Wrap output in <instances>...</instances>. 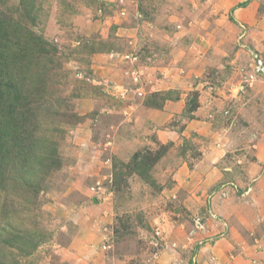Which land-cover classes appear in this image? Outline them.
Returning <instances> with one entry per match:
<instances>
[{"label": "rangeland", "instance_id": "obj_1", "mask_svg": "<svg viewBox=\"0 0 264 264\" xmlns=\"http://www.w3.org/2000/svg\"><path fill=\"white\" fill-rule=\"evenodd\" d=\"M239 1L34 0L48 54L12 78L55 165L0 186V264H264V1Z\"/></svg>", "mask_w": 264, "mask_h": 264}, {"label": "trees", "instance_id": "obj_2", "mask_svg": "<svg viewBox=\"0 0 264 264\" xmlns=\"http://www.w3.org/2000/svg\"><path fill=\"white\" fill-rule=\"evenodd\" d=\"M33 2L20 0L22 15L16 21L0 9V186L12 182L24 189H30L36 180L38 183L55 165L54 152L41 151L40 145H34L26 136V113L32 112L29 105L33 104V97L12 78L13 74L19 75L17 79L23 81L35 58L48 54L45 48L48 43L33 36L25 27L26 18L33 11ZM241 4L245 6L246 2ZM259 10L264 14V5ZM145 161L142 159L136 164L143 165Z\"/></svg>", "mask_w": 264, "mask_h": 264}, {"label": "crops", "instance_id": "obj_3", "mask_svg": "<svg viewBox=\"0 0 264 264\" xmlns=\"http://www.w3.org/2000/svg\"><path fill=\"white\" fill-rule=\"evenodd\" d=\"M246 5H245V8H236L233 10V16L234 18H236L237 20L239 21H242V20H247L246 17H245V13H246V10H250L251 11V20H256L258 18V15H257V11H256V8H257V5H258V2H262L264 0H240L239 2H246ZM224 228L221 226V232H223ZM229 231V229H228ZM232 246L229 244V242H225V243H222L221 241L219 242H216L213 246V248L211 249V252H213V256L216 257V262H219L221 264H226V262H229L230 260L232 261V263H234V259H237V258H233V256L231 255V252H232ZM212 256V255H211Z\"/></svg>", "mask_w": 264, "mask_h": 264}, {"label": "built area", "instance_id": "obj_4", "mask_svg": "<svg viewBox=\"0 0 264 264\" xmlns=\"http://www.w3.org/2000/svg\"><path fill=\"white\" fill-rule=\"evenodd\" d=\"M250 59H251V63H250V69L251 72L248 75V79L246 81L249 80H254V78H259L261 80H264V60L261 57V55L259 53H257L254 50L250 51ZM196 228L200 229L202 228V224H200V221H196L195 222Z\"/></svg>", "mask_w": 264, "mask_h": 264}]
</instances>
